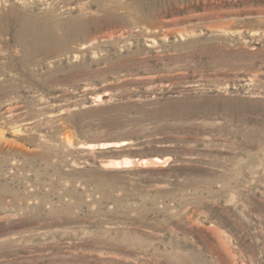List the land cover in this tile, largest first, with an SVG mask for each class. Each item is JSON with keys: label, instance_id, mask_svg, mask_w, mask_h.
Wrapping results in <instances>:
<instances>
[{"label": "rangeland", "instance_id": "374dc122", "mask_svg": "<svg viewBox=\"0 0 264 264\" xmlns=\"http://www.w3.org/2000/svg\"><path fill=\"white\" fill-rule=\"evenodd\" d=\"M0 264H264V0H0Z\"/></svg>", "mask_w": 264, "mask_h": 264}, {"label": "bare ground", "instance_id": "6f19581e", "mask_svg": "<svg viewBox=\"0 0 264 264\" xmlns=\"http://www.w3.org/2000/svg\"><path fill=\"white\" fill-rule=\"evenodd\" d=\"M60 27H61V25H60L59 21H56V22L54 21L52 23L48 22V23L42 24V25H40L37 22L33 23L30 21H25L22 23L21 30L19 29L20 33H19V35H17L18 37L17 36H16L17 38L15 37L17 40L16 39H14V40H16L15 41L16 43H19V45L21 44L24 47L28 46V42L30 43V40H33L34 43L44 42L47 40V38H50L51 35L55 34V29H58ZM55 35H53L52 37H54ZM61 41H63V40H61Z\"/></svg>", "mask_w": 264, "mask_h": 264}]
</instances>
